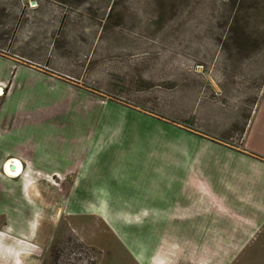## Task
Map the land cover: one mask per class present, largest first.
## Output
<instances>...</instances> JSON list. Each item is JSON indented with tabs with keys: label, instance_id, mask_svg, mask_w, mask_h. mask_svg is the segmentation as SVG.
<instances>
[{
	"label": "rangeland",
	"instance_id": "rangeland-1",
	"mask_svg": "<svg viewBox=\"0 0 264 264\" xmlns=\"http://www.w3.org/2000/svg\"><path fill=\"white\" fill-rule=\"evenodd\" d=\"M0 52L94 94L97 117L106 101L133 114L115 126L157 130L136 138L158 144L160 156L169 143L243 148L264 93V0H0ZM49 91L43 118L62 130L73 110L62 105L54 119ZM5 179L0 264H138L104 210H86L105 202L87 193L92 185H79V213L69 207L75 185L40 174ZM125 211L114 217L123 235L151 247L157 216ZM159 219L166 229L167 215Z\"/></svg>",
	"mask_w": 264,
	"mask_h": 264
},
{
	"label": "crops",
	"instance_id": "crops-1",
	"mask_svg": "<svg viewBox=\"0 0 264 264\" xmlns=\"http://www.w3.org/2000/svg\"><path fill=\"white\" fill-rule=\"evenodd\" d=\"M2 88L0 183L6 177L51 175L75 185L69 207L79 213L86 205L78 200L83 192L79 185H92L87 193L94 197L98 193L105 202L88 203L85 209L100 217L96 210H104L118 230L103 219L138 264H264V93L245 132L243 148L214 142L169 143L162 149L167 155L160 156L158 144L145 146L136 138L158 135L157 130L115 126L123 116L130 119L133 114L113 113V102L106 101L97 117L94 94L80 92L0 52ZM48 88L49 98L56 99L54 119L62 105L73 110L63 115L62 130L51 131L43 118ZM68 127L74 128V135H68ZM55 141L60 146L54 147ZM145 151H150L149 157ZM13 163L16 171L10 168ZM132 209L137 210L130 214L134 217L157 216L151 220V247L130 242L114 218ZM165 215L167 228L163 229L159 217Z\"/></svg>",
	"mask_w": 264,
	"mask_h": 264
},
{
	"label": "bare ground",
	"instance_id": "bare-ground-1",
	"mask_svg": "<svg viewBox=\"0 0 264 264\" xmlns=\"http://www.w3.org/2000/svg\"><path fill=\"white\" fill-rule=\"evenodd\" d=\"M2 89H3V88H2ZM2 89H0V96L4 94V89H3V91H2ZM13 164H15L16 167H17V163H13ZM11 165H12V164H11ZM11 165H10V168H11ZM11 169H12V168H11ZM13 170L16 171V168L13 169Z\"/></svg>",
	"mask_w": 264,
	"mask_h": 264
},
{
	"label": "water",
	"instance_id": "water-1",
	"mask_svg": "<svg viewBox=\"0 0 264 264\" xmlns=\"http://www.w3.org/2000/svg\"><path fill=\"white\" fill-rule=\"evenodd\" d=\"M11 168H12V169H15V168H16V165H15V164H12V165H11Z\"/></svg>",
	"mask_w": 264,
	"mask_h": 264
},
{
	"label": "built area",
	"instance_id": "built-area-1",
	"mask_svg": "<svg viewBox=\"0 0 264 264\" xmlns=\"http://www.w3.org/2000/svg\"><path fill=\"white\" fill-rule=\"evenodd\" d=\"M5 93V92H4Z\"/></svg>",
	"mask_w": 264,
	"mask_h": 264
}]
</instances>
